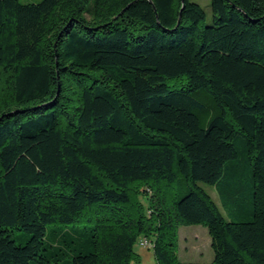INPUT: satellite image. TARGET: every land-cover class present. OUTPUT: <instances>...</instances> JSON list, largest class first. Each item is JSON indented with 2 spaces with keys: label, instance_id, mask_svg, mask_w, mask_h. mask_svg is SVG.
<instances>
[{
  "label": "trees",
  "instance_id": "obj_1",
  "mask_svg": "<svg viewBox=\"0 0 264 264\" xmlns=\"http://www.w3.org/2000/svg\"><path fill=\"white\" fill-rule=\"evenodd\" d=\"M210 8L0 0V264H264V0Z\"/></svg>",
  "mask_w": 264,
  "mask_h": 264
},
{
  "label": "rangeland",
  "instance_id": "obj_2",
  "mask_svg": "<svg viewBox=\"0 0 264 264\" xmlns=\"http://www.w3.org/2000/svg\"><path fill=\"white\" fill-rule=\"evenodd\" d=\"M198 3L206 13L204 24L212 23V14L210 8V0H191ZM244 180L248 181L247 172L245 171ZM201 187L208 192L217 204L220 212L228 219L229 204L219 197L215 186L200 183ZM142 193V192H141ZM145 200V199H144ZM245 202L249 205L251 202L246 198ZM146 211V206H145ZM15 243L22 244L25 240V235L16 231L13 235ZM139 239L134 245V251L139 255V264H155V258L151 246H141ZM176 253L181 264H211L213 258V250L210 246V236L207 228L202 225H180L177 233ZM131 264H137L135 260Z\"/></svg>",
  "mask_w": 264,
  "mask_h": 264
},
{
  "label": "built area",
  "instance_id": "obj_3",
  "mask_svg": "<svg viewBox=\"0 0 264 264\" xmlns=\"http://www.w3.org/2000/svg\"><path fill=\"white\" fill-rule=\"evenodd\" d=\"M139 244L141 246H151L152 247V240L149 239L148 237H141V239L139 240Z\"/></svg>",
  "mask_w": 264,
  "mask_h": 264
},
{
  "label": "crops",
  "instance_id": "obj_4",
  "mask_svg": "<svg viewBox=\"0 0 264 264\" xmlns=\"http://www.w3.org/2000/svg\"><path fill=\"white\" fill-rule=\"evenodd\" d=\"M22 1H25V2H27V1H31V0H22Z\"/></svg>",
  "mask_w": 264,
  "mask_h": 264
}]
</instances>
